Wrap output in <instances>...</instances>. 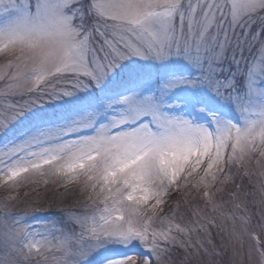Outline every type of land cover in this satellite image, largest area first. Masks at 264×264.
<instances>
[{
  "label": "snow or ice",
  "instance_id": "obj_1",
  "mask_svg": "<svg viewBox=\"0 0 264 264\" xmlns=\"http://www.w3.org/2000/svg\"><path fill=\"white\" fill-rule=\"evenodd\" d=\"M0 188V264H264V0H0Z\"/></svg>",
  "mask_w": 264,
  "mask_h": 264
},
{
  "label": "rangeland",
  "instance_id": "obj_2",
  "mask_svg": "<svg viewBox=\"0 0 264 264\" xmlns=\"http://www.w3.org/2000/svg\"><path fill=\"white\" fill-rule=\"evenodd\" d=\"M53 191H55V189H53L52 186H49L48 196L45 197V189L44 188L40 189L39 202L43 204L45 209L49 208V204L51 203V196H52ZM60 191H62V189H60ZM5 194H6L5 190L3 188H0V199H2ZM62 206L63 205L61 203L57 202L55 205H53L51 207V209L49 211L56 213L58 215L59 214L58 213V207H62ZM46 215H47V213H41V218L43 219ZM215 232H216V230H213L214 237H215Z\"/></svg>",
  "mask_w": 264,
  "mask_h": 264
}]
</instances>
